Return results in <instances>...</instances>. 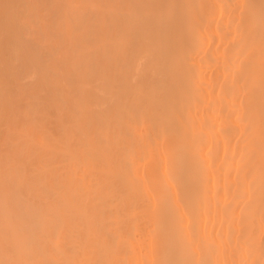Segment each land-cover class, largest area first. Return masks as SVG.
Returning <instances> with one entry per match:
<instances>
[{"label":"bare ground","instance_id":"bare-ground-1","mask_svg":"<svg viewBox=\"0 0 264 264\" xmlns=\"http://www.w3.org/2000/svg\"><path fill=\"white\" fill-rule=\"evenodd\" d=\"M0 264H264V0H0Z\"/></svg>","mask_w":264,"mask_h":264}]
</instances>
